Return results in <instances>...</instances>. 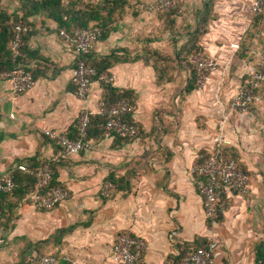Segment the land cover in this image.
I'll return each instance as SVG.
<instances>
[{
  "label": "crops",
  "instance_id": "0c3cea01",
  "mask_svg": "<svg viewBox=\"0 0 264 264\" xmlns=\"http://www.w3.org/2000/svg\"><path fill=\"white\" fill-rule=\"evenodd\" d=\"M76 1L62 3L69 7ZM155 1L128 0L107 36L98 40L88 59L114 80L96 78L85 99L76 95L71 81L79 56L58 21L43 13L25 19L32 29L23 45L24 63L34 72L36 85L18 93L8 80H0V179L13 175L16 183L14 192L0 193L5 240L0 264H41L46 254L57 255L60 264L65 259L111 264L113 245L122 233L145 239L149 264L182 260L191 244L202 239L220 241L222 256L215 264H233L239 254H249L248 244L264 240V179L248 204L239 195H228L230 208L212 221L205 216L194 171L200 151L221 132L248 164L247 154L257 144L255 123L228 105L244 71L238 67L230 77L225 67V77L217 72L186 93L190 66L179 61L198 44L224 66L235 53L229 43L241 41L253 17L254 0H211L209 7V0H177L171 15L144 8ZM22 5L21 0H0V34L5 36V28L22 17ZM165 53L170 59L162 62ZM166 72L170 77L160 80ZM118 99L134 104L125 118L139 127L137 137L121 139L93 121L91 149L53 165L55 181L71 196L53 209L35 208L31 181L17 165H38L59 151L46 130L73 137L83 108L94 120L102 101ZM254 176H263V169ZM111 179L121 183L104 197L102 187ZM255 257L256 249L253 264Z\"/></svg>",
  "mask_w": 264,
  "mask_h": 264
},
{
  "label": "built area",
  "instance_id": "2783aa9c",
  "mask_svg": "<svg viewBox=\"0 0 264 264\" xmlns=\"http://www.w3.org/2000/svg\"><path fill=\"white\" fill-rule=\"evenodd\" d=\"M151 11H169L176 7V0H156L153 3L143 5ZM253 16L264 13V0H254L251 4ZM13 36L10 40L12 50V61L16 65L12 68L0 69V80H8L14 91L22 93L32 89L36 85V78L32 69L24 63L26 54L23 50L24 39L30 33L32 27L23 17H18L11 23ZM61 34L68 37L79 58L72 73V83L75 86V93L78 97L85 99L90 93L96 78L105 82L114 80V75L109 72H100L98 67L88 59L95 48L101 29L98 26L77 27L73 34L62 30ZM240 47V42L229 43V48L236 52ZM190 63L196 68L201 86L212 79L217 72H222L231 61V57L226 60V64L212 56L204 48L194 51L189 56ZM264 80V71L257 70L251 73L250 88L245 89L239 86L229 102L231 111L245 113L248 107L255 101H261L262 97L256 93V89ZM135 110L134 104L128 99H118L108 103L102 101L97 114L105 117L104 128L113 135L132 139L137 137L139 127L134 123H128L124 116ZM92 119V113L87 108H83L79 118L75 123V137L67 134H60L52 130H46V134L55 140L59 146V151L49 159L42 161L38 165H27L21 163L17 168L24 173L34 177L35 184L31 191V199L35 208L50 210L67 200L71 193L68 188L61 184H52L55 170L53 165L59 163L63 157L87 151L91 149L93 143L88 138V129ZM231 140L222 132L212 138V144L206 150L208 154H199L195 162L194 171L199 179L197 182L199 191L203 197L204 213L206 218L217 221L220 217V210L224 213L230 208L229 198L222 199L223 195H247L251 189L250 176L237 165L235 159L224 154V147L230 146ZM116 184L109 180L101 190L102 196L110 197ZM16 189L13 175H8L0 179V193H12ZM226 197V198H227ZM5 240L0 234V245ZM147 242L143 238L133 237L127 233L119 234L113 245L111 264H149L144 251ZM222 256L220 241L212 240L208 246H191L187 254L177 264H215L216 260ZM60 258L55 254H46L41 258V264H60ZM64 264H78L71 259H65ZM164 264H171L165 262Z\"/></svg>",
  "mask_w": 264,
  "mask_h": 264
},
{
  "label": "trees",
  "instance_id": "16d2710c",
  "mask_svg": "<svg viewBox=\"0 0 264 264\" xmlns=\"http://www.w3.org/2000/svg\"><path fill=\"white\" fill-rule=\"evenodd\" d=\"M22 1V7L24 10V13L22 14V17L24 19L28 18L31 15L37 14V13H43L47 17L54 18L58 21L60 27L62 30L67 31L69 34H73V31L77 27H91V26H98L101 29V35L100 38H104L107 36L108 31L111 28V25L118 19L117 17L121 16V13L123 12L125 5L128 3V0H77L76 2H73L70 4L69 7H65L62 3V0H21ZM211 0L206 2L207 6L209 7ZM178 1L176 0V7L169 10V11H162L160 13L171 15L172 13L176 12L178 9ZM119 15V16H118ZM255 17H264L263 14L255 15ZM254 17V18H255ZM18 17H16L17 19ZM93 22V23H92ZM4 29V27H3ZM6 31H3L5 36L0 34V69L3 68H12L16 65L12 61V50L10 47V40L13 36V29L12 26L9 28H5ZM26 39V37H25ZM24 39V42H25ZM8 46V48H7ZM203 46L201 45H195V47H189L187 49V54H185L184 57H179V61H184V63L188 64L190 66V75H189V84L186 87V93L190 92L191 90L198 87V74L196 71V68L190 63L189 56L192 52L198 51L202 49ZM240 48V47H239ZM24 50V47H23ZM170 58L168 55L162 54L160 56V60L162 62L168 61ZM94 64V63H93ZM95 65V64H94ZM98 70L102 72L104 69H101L98 67ZM170 75L162 73L160 80H163L164 78H169ZM250 80L251 75H245L242 82V87L245 89L250 88ZM264 83V80L261 81L260 86L258 89H256V93L260 94L262 90V85ZM264 101V99H263ZM263 101H255L251 103L248 107V111L252 110L254 105H260L263 103ZM110 103L109 101H106ZM247 111V112H248ZM129 115V114H127ZM126 116V115H125ZM124 120L128 123H133V121L125 118ZM97 121L96 123L100 125L101 123L104 124L105 117L101 115H97L96 118L93 120L91 119L89 129H88V138L91 139V125L93 121ZM77 136L76 131L73 135V137ZM120 137V136H118ZM121 139H128L120 137ZM200 154H208L207 150H201ZM224 154L227 157L233 158L236 160L237 165L240 169L244 170L250 177L252 176V172L250 171L248 164L241 158L240 153L231 146H225L224 147ZM26 177L31 181V186L34 187L35 179L34 177L28 175L26 173ZM198 179V177H197ZM115 184V188L120 185V180L111 179ZM118 182V184H117ZM52 184H58L55 179H53ZM227 195L224 194L222 199H227ZM262 209V206L260 207ZM224 216V213L220 210V217L218 220L222 219ZM260 218V216H259ZM263 218V216H261ZM210 241L207 239L198 240L197 242H193L191 246H208ZM256 257H255V264H264V240L259 241L256 244ZM181 260L177 261H169L171 264H177Z\"/></svg>",
  "mask_w": 264,
  "mask_h": 264
},
{
  "label": "rangeland",
  "instance_id": "374dc122",
  "mask_svg": "<svg viewBox=\"0 0 264 264\" xmlns=\"http://www.w3.org/2000/svg\"><path fill=\"white\" fill-rule=\"evenodd\" d=\"M245 24L242 39L240 41V48L233 54L231 57V61L229 62L228 70L230 69V73L228 74L230 77L235 75V71L240 67L244 72L238 75V78L243 80L245 75H251L252 72L261 70L264 71V17H255ZM218 45H222V43L218 42ZM169 55V54H168ZM221 64V63H220ZM224 67V66H223ZM222 77L223 73L219 72ZM185 80V79H184ZM203 83H199V87ZM242 85V84H241ZM262 97V101L264 99V83L262 85V90L260 93ZM247 114V118L253 120L256 127V146L250 149L251 153H248V167L250 171L253 173L250 177L251 189L247 195L239 196L246 201L248 204V199L255 196L256 194V186L257 183H262L264 179V101L260 105H254L252 110L245 112ZM263 169V176H254L255 172L259 175V172ZM254 171V172H253ZM261 195H264V187ZM263 208V206H262ZM250 212V210H249ZM260 219V218H259ZM244 226L246 228V238L247 241L250 240L251 234L249 233L248 226L250 225V217L249 214H246L244 217ZM249 248L247 249L249 254L245 253L239 254V257L233 264H239L240 262H245V264H253V256L256 245L248 244ZM40 258V257H39Z\"/></svg>",
  "mask_w": 264,
  "mask_h": 264
}]
</instances>
